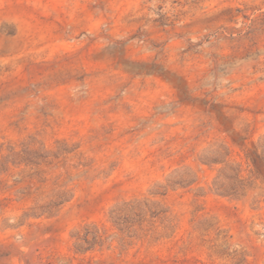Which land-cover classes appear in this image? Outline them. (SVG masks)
<instances>
[{"label": "rangeland", "instance_id": "rangeland-1", "mask_svg": "<svg viewBox=\"0 0 264 264\" xmlns=\"http://www.w3.org/2000/svg\"><path fill=\"white\" fill-rule=\"evenodd\" d=\"M0 264H264V0H0Z\"/></svg>", "mask_w": 264, "mask_h": 264}]
</instances>
